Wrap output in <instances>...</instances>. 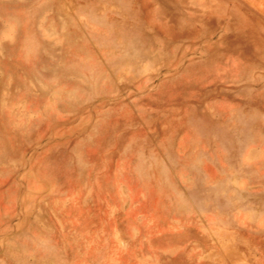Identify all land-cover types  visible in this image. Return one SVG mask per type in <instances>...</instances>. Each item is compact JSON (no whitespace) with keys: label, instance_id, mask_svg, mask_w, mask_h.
Returning a JSON list of instances; mask_svg holds the SVG:
<instances>
[{"label":"rangeland","instance_id":"1","mask_svg":"<svg viewBox=\"0 0 264 264\" xmlns=\"http://www.w3.org/2000/svg\"><path fill=\"white\" fill-rule=\"evenodd\" d=\"M0 264H264V0H0Z\"/></svg>","mask_w":264,"mask_h":264},{"label":"bare ground","instance_id":"2","mask_svg":"<svg viewBox=\"0 0 264 264\" xmlns=\"http://www.w3.org/2000/svg\"><path fill=\"white\" fill-rule=\"evenodd\" d=\"M177 183V182H176Z\"/></svg>","mask_w":264,"mask_h":264}]
</instances>
